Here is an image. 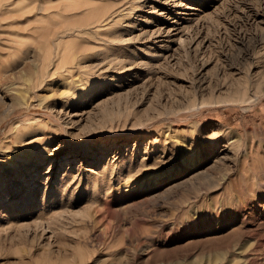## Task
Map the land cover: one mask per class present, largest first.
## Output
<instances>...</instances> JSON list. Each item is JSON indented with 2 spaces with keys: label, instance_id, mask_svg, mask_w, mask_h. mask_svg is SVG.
Listing matches in <instances>:
<instances>
[{
  "label": "rangeland",
  "instance_id": "1",
  "mask_svg": "<svg viewBox=\"0 0 264 264\" xmlns=\"http://www.w3.org/2000/svg\"><path fill=\"white\" fill-rule=\"evenodd\" d=\"M139 1L0 0V160L18 120L50 137L27 210L0 192V264H264V0Z\"/></svg>",
  "mask_w": 264,
  "mask_h": 264
},
{
  "label": "bare ground",
  "instance_id": "2",
  "mask_svg": "<svg viewBox=\"0 0 264 264\" xmlns=\"http://www.w3.org/2000/svg\"><path fill=\"white\" fill-rule=\"evenodd\" d=\"M61 0H56V1H52L50 0V4H45L44 7H40L39 10H37V7H34L33 9L36 12H40L41 9L43 11L46 12H58L60 11L63 7L64 4H60ZM143 0H140L139 2H142ZM162 5H168V2L163 1ZM138 6V5H137ZM141 6V5H139ZM178 6V5H177ZM98 19L94 20L92 22H89L87 25H92V24H96L94 26H97L100 29L105 30L108 26L106 25V23L108 24H112L113 20L109 19L111 18V14H108L106 16H101L98 15L97 16ZM106 20H108L106 23H104ZM112 20V23L109 22ZM54 23L58 24L57 27H55L54 29H50L46 31L47 34V41L49 42L50 46L52 47V49H56L60 46V44L63 42V39H65L66 37L72 36V35H79L81 33V31H83L84 28L80 29V22L74 21V22H69L66 18H62V19H58L56 20ZM75 26H77L75 28ZM71 29H70V28ZM172 30H176V33H181L182 30L179 29H175L173 28ZM171 30L166 29V28H162L160 26L155 27L151 30V34L149 35V38H153L154 40H156L155 42H157V40L161 37H167L166 42H173L175 43L176 40L175 39H170V41H168V38H171L172 35L169 34ZM164 34V36H163ZM152 40V39H151ZM159 42V41H158ZM164 47V49L168 50L171 47L170 46H158V48ZM82 49H87L86 46H82ZM152 56H157L155 52L151 53ZM150 61H147V64H149L151 62V59H148ZM78 69L80 68H85L86 65H83L81 63H78ZM80 89V88H79ZM78 89V90H79ZM77 96L74 95V92L70 93V104H73V102H75ZM4 119L0 117V126H1V122ZM38 119V118H37ZM39 120H36V118L34 119H22V120H18L16 121L12 127L10 129H12V134L14 137V141L13 143H17V144H21L23 143L24 146L22 147V149H20L19 147L14 148L11 150V154L9 155H5L6 158L4 160H0V163H6V167L3 168V170H0V178H6L5 182H0V192H2L3 190H7L8 192V197H9V201L7 202V209L9 208L10 210L7 211L8 213H14L16 212V214L14 213L13 215L16 217H19L20 214L25 210H27L28 205L31 203V200L33 198L34 193L36 192L35 188H31L30 186V179L33 176V172L30 173V177L25 181L22 182L21 184H18V186H13L12 187V183L14 182V180L12 179L11 176L13 175H17L19 173V164L21 166V164H24L26 162H31L33 160L32 158V153L33 150H31L33 148V146L35 144H41L44 141H50V137L46 135V133L44 132V129H39ZM29 136H32V139L25 141L28 139ZM27 144H26V143ZM26 144V145H25ZM227 142H225V146L224 147H228ZM225 149V148H224ZM6 150V149H5ZM78 155L80 156L79 153H85L83 150H80L78 152ZM191 162H188V160H186V164H189V167L192 168L193 166L195 167L196 163H197V158L195 159V156L193 158L190 159ZM9 163V164H8ZM171 176V175H170ZM7 185L4 186L3 183H6ZM27 189V190H26ZM26 190V191H25ZM6 192V191H5ZM25 192V196L21 197L19 201H16L14 203H11L10 199H17L19 198V196L21 195V193ZM44 198V194L42 195L41 201ZM2 201V200H0ZM9 206V207H8ZM12 215V216H13ZM10 219V218H9Z\"/></svg>",
  "mask_w": 264,
  "mask_h": 264
}]
</instances>
